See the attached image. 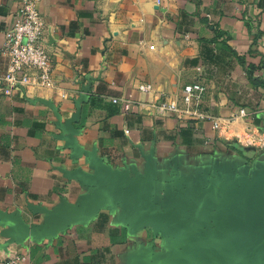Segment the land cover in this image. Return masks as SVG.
Segmentation results:
<instances>
[{"label": "crops", "instance_id": "1", "mask_svg": "<svg viewBox=\"0 0 264 264\" xmlns=\"http://www.w3.org/2000/svg\"><path fill=\"white\" fill-rule=\"evenodd\" d=\"M21 4L0 0V209L41 225L45 213L31 207L76 206L91 193L65 177L63 171L86 160H73L55 125V110L70 119L81 95L80 146L132 175L144 176V156L154 153L157 203L170 207L174 175L195 203L210 197L217 181L264 183V149L248 157L211 121L160 117L152 108L201 82L210 115L233 119L229 127L239 133L250 125L264 129V0H41L55 85L5 93L3 32ZM144 84L152 90L141 91ZM124 100L132 102L130 110ZM242 108L250 112L245 119L238 117ZM124 214L121 207L103 210L53 242L27 239L0 250V257L26 256L31 264H182L169 239L151 228L131 231ZM198 222L205 225L203 217ZM7 229L0 222V244Z\"/></svg>", "mask_w": 264, "mask_h": 264}, {"label": "water", "instance_id": "2", "mask_svg": "<svg viewBox=\"0 0 264 264\" xmlns=\"http://www.w3.org/2000/svg\"><path fill=\"white\" fill-rule=\"evenodd\" d=\"M85 98L81 95L76 101V112L68 120L64 121L55 110V125L66 147L72 150L73 160H86L73 171H63L65 177L78 180L91 193L76 206L63 201L53 210L31 207L35 215L45 213L41 225H29L22 217L0 209V222L8 227L1 251L7 252L12 244H24L27 239L53 242L74 224L87 223L103 210L121 207L131 231L151 228L155 236L169 239L182 264H264V183L239 187L226 180L217 181L214 193L195 203L187 197L181 179L174 175L170 207L157 203L156 178L151 172L154 153L144 156L145 175H132L129 168L115 169L97 151L80 146L77 139L80 130L75 125L80 122ZM227 144L248 157L256 154L254 148L240 147L236 142ZM202 217L205 225L198 222Z\"/></svg>", "mask_w": 264, "mask_h": 264}, {"label": "built area", "instance_id": "3", "mask_svg": "<svg viewBox=\"0 0 264 264\" xmlns=\"http://www.w3.org/2000/svg\"><path fill=\"white\" fill-rule=\"evenodd\" d=\"M41 0H22L15 23L3 32L2 54L8 58L7 73L2 77L5 93L14 90L36 91L55 85L53 56L48 49L46 25L38 8ZM158 3L161 0H157ZM143 92L152 90L151 84L140 86ZM207 87L201 82L185 85L178 98L159 99L152 104L156 115H173L178 120H209L213 129L224 133L229 142H236L240 147L264 149V129L248 126L241 133L230 129L233 119L227 120L210 115L203 106ZM120 99H113L118 103ZM128 110L131 101H125ZM250 112L246 108L239 111L238 117L247 118ZM0 264H31L26 256L0 257Z\"/></svg>", "mask_w": 264, "mask_h": 264}, {"label": "trees", "instance_id": "4", "mask_svg": "<svg viewBox=\"0 0 264 264\" xmlns=\"http://www.w3.org/2000/svg\"><path fill=\"white\" fill-rule=\"evenodd\" d=\"M251 74V73H250Z\"/></svg>", "mask_w": 264, "mask_h": 264}]
</instances>
